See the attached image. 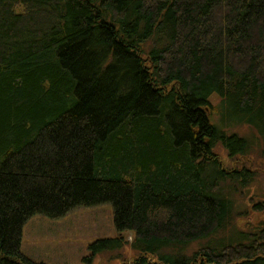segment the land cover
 Segmentation results:
<instances>
[{
	"label": "trees",
	"instance_id": "16d2710c",
	"mask_svg": "<svg viewBox=\"0 0 264 264\" xmlns=\"http://www.w3.org/2000/svg\"><path fill=\"white\" fill-rule=\"evenodd\" d=\"M234 125L264 158V0H0V264H45L30 217L100 204L118 236L86 264L126 231L131 264H264V230L222 234L218 186L252 177L214 152L249 153Z\"/></svg>",
	"mask_w": 264,
	"mask_h": 264
},
{
	"label": "rangeland",
	"instance_id": "374dc122",
	"mask_svg": "<svg viewBox=\"0 0 264 264\" xmlns=\"http://www.w3.org/2000/svg\"><path fill=\"white\" fill-rule=\"evenodd\" d=\"M210 101L217 104L219 100L212 96ZM210 119L216 123L217 114H210ZM223 129L227 133L245 137L251 143L249 153L232 158L218 144L214 152L223 168L228 171H246L252 177L245 187L239 186L238 180L233 185L226 180L218 186V191L229 198L233 206L229 226L226 225L222 234L227 237L232 230L254 234L257 237L251 243L259 244L263 242L259 233L264 230V158L261 156V142L255 130L248 125H234ZM117 236L110 204L76 207L57 219L44 215L30 217L22 228L21 251L30 259L45 264H86L87 261L83 262V258L90 255L89 244L97 239ZM121 236L126 240L123 248L98 254L93 258L92 264H131L136 257V252L130 245L133 233L126 231ZM197 248L193 245L189 251Z\"/></svg>",
	"mask_w": 264,
	"mask_h": 264
},
{
	"label": "bare ground",
	"instance_id": "6f19581e",
	"mask_svg": "<svg viewBox=\"0 0 264 264\" xmlns=\"http://www.w3.org/2000/svg\"><path fill=\"white\" fill-rule=\"evenodd\" d=\"M117 232V231H116Z\"/></svg>",
	"mask_w": 264,
	"mask_h": 264
}]
</instances>
